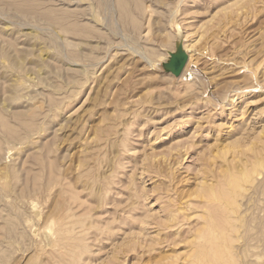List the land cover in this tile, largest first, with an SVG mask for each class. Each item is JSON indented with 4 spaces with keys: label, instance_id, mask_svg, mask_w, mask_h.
Returning <instances> with one entry per match:
<instances>
[{
    "label": "rangeland",
    "instance_id": "rangeland-1",
    "mask_svg": "<svg viewBox=\"0 0 264 264\" xmlns=\"http://www.w3.org/2000/svg\"><path fill=\"white\" fill-rule=\"evenodd\" d=\"M262 213L264 0H0V264H264Z\"/></svg>",
    "mask_w": 264,
    "mask_h": 264
},
{
    "label": "bare ground",
    "instance_id": "bare-ground-1",
    "mask_svg": "<svg viewBox=\"0 0 264 264\" xmlns=\"http://www.w3.org/2000/svg\"><path fill=\"white\" fill-rule=\"evenodd\" d=\"M177 47H182V45H181L180 42L177 44ZM176 50H178V49H176ZM178 51H179V50H178ZM171 53H172V52L169 51V52L167 53V56L164 58V60H167V59H168V56L171 55ZM253 165H254V164H253ZM254 167H255V166H254ZM253 169H254V168L250 169V171L253 170ZM248 170H249V169H248ZM248 170H246V171L244 170L245 173H246V176L249 174V173H247ZM242 171H243V170H241V173H242ZM244 171H243V172H244ZM227 172H228V171H227ZM239 172H240V171H239ZM231 173H232V171H231ZM228 174H229V172H228ZM232 174H233V173H232ZM240 175L243 176V174H240ZM244 175H245V174H244ZM232 176H233V175H232ZM232 176H231V177H232ZM242 176H241V177H242ZM237 177H238V176H237ZM229 178H230V177H229ZM229 178H228V179H229ZM228 179H227V177H225V180H228ZM234 179H237V178L234 177ZM238 179H240V177H239ZM238 179H237V180H238ZM231 181H232V180H229V182L231 183V185H232L233 183H235L234 181H232V182H231ZM235 181H236V180H235ZM223 182H224V181H223ZM240 183H241V182H240ZM228 184H229V183H228ZM236 184H237V182H236ZM221 185H222V184H221ZM238 185H239V184H238ZM232 186H233V185H232ZM235 186H236V185H235ZM257 186H258V185H257ZM233 187H234V186H233ZM236 187H237V186H236ZM205 188H206V187H205ZM231 188H232V187H231ZM206 189H207V188H206ZM208 189H209V188H208ZM211 189H212V188H211ZM229 189H230V188H229ZM236 189H237V188H236ZM209 190H210V189H209ZM213 191H214V190H213ZM210 192H211V190H210ZM226 192H228V191L226 190ZM202 193H203V192H202ZM204 193H205V192H204ZM212 194H213V193H212ZM214 194H215V193H214ZM220 194H221V193H220ZM205 195H206V194H205ZM207 195H208V194H207ZM222 195H224V193H223ZM220 198H221V197H220ZM220 198H219V199H220ZM232 201L234 202V200H232ZM223 203H224V202H223ZM235 204H236V203H235ZM232 205H234V204L232 203ZM225 206H226V205H225ZM227 207L230 208L229 206H227ZM235 209H238V208L235 207ZM220 210H221V209H220ZM223 210H224V209H223ZM227 210H228V209H227ZM221 211H222V210H221ZM221 211H220L219 213H221ZM237 211H238V210H237ZM217 212H218V210H217ZM223 212H224V211H223ZM223 212H222V213H223ZM225 212H226V211H225ZM211 213H213V212H211ZM255 214H256V213H255ZM262 214H263V213H262ZM211 215H212V214H211ZM216 215H217V214H216ZM219 215H221V214H219ZM224 215H225V214H224ZM239 215H240V213H239ZM263 215H264V214H263ZM222 216H223V215H222ZM222 216H219L221 220H222V218L224 217V216H223V217H222ZM233 216H234V215H233ZM213 217H214V216H213ZM207 218H208V217H207ZM210 218H211V217H210ZM210 218H208L207 220H209ZM214 218H215V217H214ZM225 218H226V217H225ZM260 218H261V217H260ZM216 219H217V218H216ZM221 220L219 221V220L217 219V221H219V222H221ZM223 220H224V218H223ZM223 220H222V221H223ZM228 220H229V219H228ZM207 222H208V221H207ZM209 222H212V221L209 220ZM261 222H262V221H261ZM217 223H218V222H217ZM221 223H222V222H221ZM228 223H229V222H228ZM230 223H232V222H230ZM256 223H257V221H256ZM219 224H220V223H219ZM240 224H241V223H240ZM209 225H210V223H209ZM213 225H216V224L213 223ZM224 225H225V224H224ZM224 225H223V226H224ZM238 225H239V224H238ZM216 226H217V225H216ZM220 226H222V224H221ZM220 226H219V227H220ZM239 226H240V225H239ZM217 228H218V227H217ZM222 228H223V227H221V228H219V229H222ZM225 228H226V227H225ZM203 229H204V228H203ZM207 229H208V228H207ZM219 229H218V230H219ZM222 230L224 231V229H222ZM261 230H262V229H261ZM209 231H210V229H209ZM263 233H264V232H263ZM198 234H199V233H198ZM219 234H220V233H219ZM255 235H256V234H255ZM203 236H204V234H203ZM263 236H264V235H263ZM211 237H212V235H211ZM257 237H258V236H257ZM205 238H206V237H205ZM207 238H208V234H207ZM262 238H263V237H262ZM213 239H214V238H213ZM229 239H230V238H228V240H229ZM201 241H202V240H201ZM205 241H206V240H205ZM217 242H218V241H217ZM217 242L215 243L216 245H217ZM198 243H200V242H198ZM218 243H219V242H218ZM200 244L202 245V243H200ZM200 244H199V245H200ZM206 244H207V241H206ZM201 245H200V246H201ZM203 245H204V243H203ZM207 245H208V244H207ZM196 246H197V244H196ZM196 246H195V247H196ZM209 246H210V244H209ZM209 246H208V248H210ZM263 246H264V245H263ZM201 248H203V247H200V248L197 247V248H196V252H194V253H195V257H197L198 259H199V257L201 258V257L203 256L202 254H201V255H202V256H201L200 253H205L204 251H202V250H204V249H201ZM226 248H228V247L226 246ZM214 249H215V248H214ZM218 249H219V248H218ZM221 249H222V247H221ZM219 250H220V249H219ZM219 250H218V251H219ZM227 250H228V249H227ZM227 250H226V251H227ZM213 251H214V250H213ZM218 251H217V253H218ZM222 251H223V250H222ZM214 252L216 253V251H214ZM206 253H207V251H206ZM209 253H210V251H209ZM215 253H213V254H215ZM217 253H216V254H217ZM225 253H226V252H225ZM220 254H221V252H220ZM199 255H200V256H199ZM205 255H206V254H205ZM209 255L211 256V260H210V261H213V258H214V257L217 258V256H218V255H214V257L212 258V254H209ZM198 256H199V257H198ZM210 256H209V257H210ZM221 257H222V256H221ZM221 257H219V258L222 259ZM204 258H205V256H204ZM216 258H215V259H216ZM219 258H218V259H219ZM215 259H214V260H215ZM201 260H202V259H201ZM203 261H204V260H203ZM210 261H209V262H210ZM216 261H218V260H216ZM216 261H214V262H216ZM222 261H223V260H221V262H222ZM199 262H201V261H199ZM214 262H213V263H214ZM218 262H219V261H218ZM210 263L213 264L212 262H210ZM210 263H209V264H210ZM215 264H217V263H215ZM218 264H219V263H218Z\"/></svg>",
    "mask_w": 264,
    "mask_h": 264
},
{
    "label": "clouds",
    "instance_id": "clouds-1",
    "mask_svg": "<svg viewBox=\"0 0 264 264\" xmlns=\"http://www.w3.org/2000/svg\"><path fill=\"white\" fill-rule=\"evenodd\" d=\"M55 227H56V225H55V222L53 221V222H51V224L49 225L48 229H46L47 232H48V234H49L50 236H54V230H55Z\"/></svg>",
    "mask_w": 264,
    "mask_h": 264
}]
</instances>
